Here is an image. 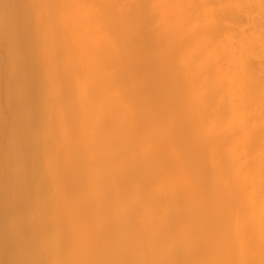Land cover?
<instances>
[{
  "label": "bare ground",
  "instance_id": "1",
  "mask_svg": "<svg viewBox=\"0 0 264 264\" xmlns=\"http://www.w3.org/2000/svg\"><path fill=\"white\" fill-rule=\"evenodd\" d=\"M0 264H264V0H0Z\"/></svg>",
  "mask_w": 264,
  "mask_h": 264
}]
</instances>
